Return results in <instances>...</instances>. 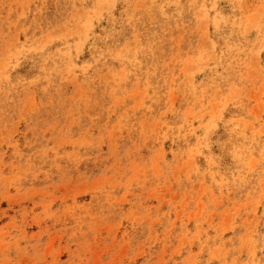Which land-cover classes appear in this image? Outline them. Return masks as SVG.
<instances>
[{
    "label": "rangeland",
    "instance_id": "1",
    "mask_svg": "<svg viewBox=\"0 0 264 264\" xmlns=\"http://www.w3.org/2000/svg\"><path fill=\"white\" fill-rule=\"evenodd\" d=\"M0 264H264V0H0Z\"/></svg>",
    "mask_w": 264,
    "mask_h": 264
}]
</instances>
